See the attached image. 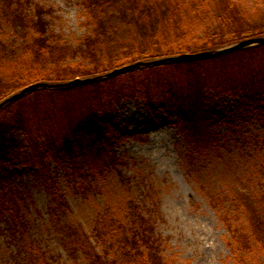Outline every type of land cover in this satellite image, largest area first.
I'll return each mask as SVG.
<instances>
[{"label":"trees","instance_id":"obj_1","mask_svg":"<svg viewBox=\"0 0 264 264\" xmlns=\"http://www.w3.org/2000/svg\"><path fill=\"white\" fill-rule=\"evenodd\" d=\"M88 33L68 43L49 28L50 7L33 0H0V101L34 82L94 76L142 60L223 47L264 35V0H77ZM237 100L261 133L241 153L256 170L243 173L220 207L234 264H264V45L214 59L170 62L58 90H36L0 111V154L13 148L28 172L48 175L47 224L72 264H177L154 214L133 198L113 195L127 163L113 152L119 127L112 117L123 100L141 99L176 120L190 163L207 159L218 137L207 132L221 95ZM22 139L16 141L15 133ZM245 161L247 162V160ZM52 164L79 195L96 202L91 233L74 219ZM0 158V234L21 264H52L28 235L30 191L10 183ZM117 189V188H116ZM119 189V187H118ZM111 191V193H110ZM220 194V193H219ZM224 201L227 202L224 205Z\"/></svg>","mask_w":264,"mask_h":264},{"label":"rangeland","instance_id":"obj_2","mask_svg":"<svg viewBox=\"0 0 264 264\" xmlns=\"http://www.w3.org/2000/svg\"><path fill=\"white\" fill-rule=\"evenodd\" d=\"M33 1L51 8L47 17L50 31L68 43L76 44L88 33L82 25L77 0ZM236 102L224 94L213 102L216 117L204 130L218 140L213 143L212 156L193 163L185 157L188 148L175 119L160 110H151L139 98L123 100L113 112L119 135L112 141V150L127 165L119 166L124 178L113 185L112 193L114 197L133 198L146 215L158 204L159 216L154 214L156 231L167 238L166 251L175 256L177 264H234L225 243L226 230L218 218L220 207L209 193L224 200L243 173L256 170L252 162L240 156L250 153L245 139L261 133V128L247 110L240 113L235 109ZM14 138L19 141L22 134L17 132ZM0 158L10 183L30 191L41 212H28L29 237L47 251L52 264H72L47 224L49 201L43 183L48 175L36 170L28 172L13 148L6 147ZM50 176L56 177L61 186L72 217L91 233L93 207L99 201L86 200L74 191L64 176V168L57 164H52ZM0 264H21L1 234Z\"/></svg>","mask_w":264,"mask_h":264},{"label":"water","instance_id":"obj_3","mask_svg":"<svg viewBox=\"0 0 264 264\" xmlns=\"http://www.w3.org/2000/svg\"><path fill=\"white\" fill-rule=\"evenodd\" d=\"M264 45V35L251 37L239 40L232 44L214 48L210 50L198 51L193 53H182L179 55L167 56L157 59L151 60H142L137 61L131 64L124 65L122 67L115 68L109 72L97 74L94 76H87V77H74L68 81L64 82H46V81H38L26 85L25 87L21 88L20 90L10 94L6 98L0 101V111L8 104L19 100L23 96L32 93L36 90H58V89H65L72 86H79L83 84H88L92 82H96L98 80L108 78L118 74L129 73L135 70H141L145 68H149L152 66H159L164 65L170 62H189V61H200L205 59H214L222 54L238 51L246 48H251L255 46Z\"/></svg>","mask_w":264,"mask_h":264}]
</instances>
